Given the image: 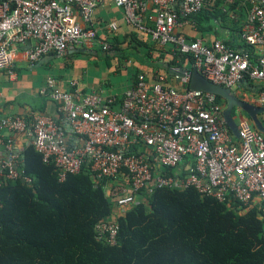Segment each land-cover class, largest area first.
Wrapping results in <instances>:
<instances>
[{"label":"built area","instance_id":"built-area-1","mask_svg":"<svg viewBox=\"0 0 264 264\" xmlns=\"http://www.w3.org/2000/svg\"><path fill=\"white\" fill-rule=\"evenodd\" d=\"M104 0H0V70L6 69L12 52L27 42L29 63L41 56L63 55L85 43L108 49L93 26L94 10ZM123 21L147 31L149 41L183 59L187 68L171 67L175 85L159 73H136L115 107L111 96L81 94L70 84L69 92L54 90L47 78L39 95L59 103L71 133L79 143L70 147L64 130L51 118L18 116L0 118V132L22 134L43 163L55 169L58 181L76 174L86 162L95 181H107L111 215L94 226V238L113 246L115 218L157 189H193L226 208L245 211L258 203L264 217V138L245 117L236 113L238 138L227 129L221 113L224 105L215 96L188 89L190 70L209 82L232 90L241 82L256 86L255 101L264 106V0H240L247 6L239 40L246 51H236L220 40L207 43L188 39L180 28L182 17L197 14L205 0H111ZM178 4L179 12L174 9ZM152 12L153 27L145 21ZM78 18V21L76 20ZM114 24L107 30L114 29ZM7 157L0 162V186L19 177L20 159L11 142L0 135ZM172 170L171 174L165 170ZM25 183L30 179L23 177Z\"/></svg>","mask_w":264,"mask_h":264},{"label":"trees","instance_id":"trees-1","mask_svg":"<svg viewBox=\"0 0 264 264\" xmlns=\"http://www.w3.org/2000/svg\"><path fill=\"white\" fill-rule=\"evenodd\" d=\"M212 12L178 19L207 31L204 20L225 16L220 7ZM182 63L174 53L171 67ZM72 137L70 147L79 144ZM18 170L0 186V264H264V217L256 206L229 209L191 188L157 189L115 218L109 246L94 238L95 224L112 212L107 181H95L86 162L58 181L52 164L26 146Z\"/></svg>","mask_w":264,"mask_h":264},{"label":"crops","instance_id":"crops-1","mask_svg":"<svg viewBox=\"0 0 264 264\" xmlns=\"http://www.w3.org/2000/svg\"><path fill=\"white\" fill-rule=\"evenodd\" d=\"M219 8L225 14L224 18L213 20L208 18L201 24L208 26L207 31H200L193 23L187 21L180 28L188 39H201L207 43L220 40L230 43L236 51H245V45L239 40V35L232 31L241 29L245 19L247 6L240 0H205L203 10L213 13V8ZM174 9L178 10L175 3ZM151 17L145 21L146 30L153 27ZM78 21V18L76 17ZM92 22L99 40L107 44L108 49L102 51L100 47L90 43L82 44L73 50L66 51L61 56L46 54L34 63L27 62L24 52L32 44L25 43L12 52L9 66L0 70V118L4 116H18L30 123L32 116L44 115L55 121L65 133L66 142H70L73 134L59 110V103L48 95H39L38 91L44 88L47 78L55 80L54 90L69 92L70 84L81 94L96 93L102 96H111L115 100V107L123 91L131 84L136 73L145 72L147 75L159 73L168 76V83L175 85L170 70L173 54L170 50L155 48L150 43L147 31H137L123 21V14L111 0H104L96 7ZM114 24L109 31L107 26ZM127 40V41H126ZM125 44L124 48H121ZM133 56L134 59L129 58ZM101 59L103 65L97 64ZM130 69L128 70V67ZM182 68H187L183 62ZM113 71V73L111 72ZM128 71V72H126ZM123 73L124 81L118 80L116 74ZM232 93L247 100L256 107V86L246 82L239 83ZM257 119L264 128L263 112ZM247 122L248 119L245 118ZM4 140L11 142L12 150L20 159L23 149L29 142L28 131L17 134L1 131ZM264 138V135L261 134ZM76 143V140H75ZM69 145V144H68ZM7 157L6 150L0 146V162ZM258 208V203L256 202Z\"/></svg>","mask_w":264,"mask_h":264},{"label":"water","instance_id":"water-1","mask_svg":"<svg viewBox=\"0 0 264 264\" xmlns=\"http://www.w3.org/2000/svg\"><path fill=\"white\" fill-rule=\"evenodd\" d=\"M188 89L193 92L209 93L220 99L224 105L221 113L222 119L235 138H238V128L235 118L232 116L233 109H236V113L242 115V117L247 118L255 131L264 135V128L257 119V115L264 111L263 107H256L247 100L235 96L231 90L209 82L198 74L194 68L190 70Z\"/></svg>","mask_w":264,"mask_h":264},{"label":"rangeland","instance_id":"rangeland-1","mask_svg":"<svg viewBox=\"0 0 264 264\" xmlns=\"http://www.w3.org/2000/svg\"><path fill=\"white\" fill-rule=\"evenodd\" d=\"M127 41V40H126ZM151 43V42H150ZM124 46H126L125 44H123V46L121 47V48H124ZM155 48H157V50L159 49L158 48V46H154ZM129 58H131V59H134L133 58V56H130ZM99 63V65L100 66H102L104 63H103V61L101 60V59H98L97 60V64ZM130 69V66L128 67V70ZM111 72L113 73V71L111 70ZM126 72H128V71H126ZM117 76H118V80L120 79V81L122 80V81H124V77L122 76L123 75V73H121V74H116ZM232 116L235 118V122L237 121V117H236V109H233V112H232Z\"/></svg>","mask_w":264,"mask_h":264}]
</instances>
